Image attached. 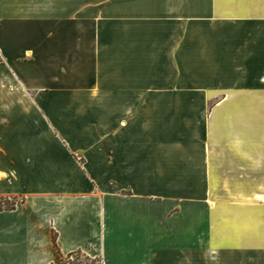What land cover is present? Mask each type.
<instances>
[{
	"label": "crops",
	"instance_id": "obj_1",
	"mask_svg": "<svg viewBox=\"0 0 264 264\" xmlns=\"http://www.w3.org/2000/svg\"><path fill=\"white\" fill-rule=\"evenodd\" d=\"M0 204V264H264V0H0Z\"/></svg>",
	"mask_w": 264,
	"mask_h": 264
},
{
	"label": "trees",
	"instance_id": "obj_2",
	"mask_svg": "<svg viewBox=\"0 0 264 264\" xmlns=\"http://www.w3.org/2000/svg\"><path fill=\"white\" fill-rule=\"evenodd\" d=\"M6 205L11 206L10 204H6ZM0 208H1V204H0ZM60 259H61V264H76V262H80L82 260H86V261L88 260L90 261V264H93V261L96 258H91L88 256V254L78 249V250L70 251L66 254L60 253Z\"/></svg>",
	"mask_w": 264,
	"mask_h": 264
},
{
	"label": "rangeland",
	"instance_id": "obj_3",
	"mask_svg": "<svg viewBox=\"0 0 264 264\" xmlns=\"http://www.w3.org/2000/svg\"><path fill=\"white\" fill-rule=\"evenodd\" d=\"M87 254V253H86ZM88 256L89 257H91V258H96L94 261H93V264H99V262H100V257L98 256V255H89L88 254ZM76 264H90V261H86V260H82V261H80V262H76Z\"/></svg>",
	"mask_w": 264,
	"mask_h": 264
}]
</instances>
